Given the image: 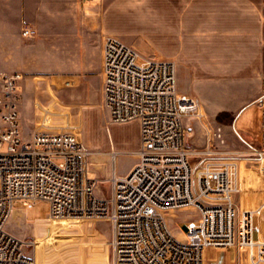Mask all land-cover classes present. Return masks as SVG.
Masks as SVG:
<instances>
[{
	"label": "built area",
	"instance_id": "1",
	"mask_svg": "<svg viewBox=\"0 0 264 264\" xmlns=\"http://www.w3.org/2000/svg\"><path fill=\"white\" fill-rule=\"evenodd\" d=\"M23 36L35 37L36 30L25 28ZM101 74L110 123L140 127L138 163L124 176L114 170L111 200L96 195L91 152L75 133L38 123L24 134L25 76L0 72V264H37L36 254L28 253L32 243L7 226L15 203L32 208L38 201L50 204L48 221L110 219V264H207L209 250L237 251L247 264H264V200L247 206L243 196L248 161L221 157L209 145H189L187 120L204 117V108L180 93L176 63L143 56L109 35ZM258 103L264 160V78ZM188 211L195 216L178 230L185 235L181 240L169 218Z\"/></svg>",
	"mask_w": 264,
	"mask_h": 264
},
{
	"label": "rangeland",
	"instance_id": "2",
	"mask_svg": "<svg viewBox=\"0 0 264 264\" xmlns=\"http://www.w3.org/2000/svg\"><path fill=\"white\" fill-rule=\"evenodd\" d=\"M40 1L0 0V70L19 71L25 76L21 85L20 105L24 134L28 136L38 123H51L55 126L53 129L69 130L75 133L91 152V167L95 154L105 153V143H110L111 147L117 150L111 136L116 142H129L127 147L131 150L136 138L137 122L124 126L111 124L108 112L101 102L84 99L78 79L69 78L73 81L72 86L61 87L59 78H68L62 77L67 74L55 70L61 65L57 52H54L58 50V36L65 29L73 27L77 20L75 15H86V10L91 5L89 0H86V4L84 0H43V10L37 14L42 32L32 38L24 37L23 26L30 25L29 11L39 10L37 4ZM110 1L112 0H94L103 8ZM79 21H84V17H80ZM137 62L141 64L143 61L140 58ZM24 63L29 65V68H23ZM93 97L96 100L100 95L93 91ZM192 97L202 104L204 117L191 118V126L188 128L189 145L199 150H204L209 145L221 157L247 160L250 170L245 172V185L249 192L243 196L247 200V206L251 202L258 205L264 197L259 195L264 193V160L260 154L259 142L261 112L256 105L259 97L254 103H227L224 99H207L202 102L199 98ZM47 108H51L53 112L51 119L45 113ZM208 128L213 134V140ZM136 151L137 149L124 154L117 153L116 167L119 173L133 165ZM100 187L106 198L111 200L112 184H101ZM15 210L19 212L10 219L8 230L32 243L28 247V253L32 257L36 254L37 264H106L107 261L103 262V241H95L90 230L94 225L98 227L105 219L48 221L46 219L50 214V204L46 201L35 202L32 208L17 202ZM194 216V211H188L169 218L172 230L175 232L183 229L184 220ZM107 223L110 232L106 240L111 261L113 227L110 221ZM258 224L259 218L255 216L254 225ZM255 239H259L257 233ZM206 257L207 264H241L237 251L209 250Z\"/></svg>",
	"mask_w": 264,
	"mask_h": 264
},
{
	"label": "crops",
	"instance_id": "3",
	"mask_svg": "<svg viewBox=\"0 0 264 264\" xmlns=\"http://www.w3.org/2000/svg\"><path fill=\"white\" fill-rule=\"evenodd\" d=\"M88 2L91 5L86 15H75L73 27L58 36V50L54 52L61 65L55 70L68 77L59 78L61 87L72 86L69 78H76L84 99L103 103L104 39L115 35L135 45L146 57L175 60L178 87L184 95L195 96L202 102L207 99H224L227 103L257 101L264 78V0H112L104 8L94 1ZM43 3L41 0L37 4L39 10L29 11L30 25L23 29L33 28L36 35L42 32L37 14L43 10ZM82 16L84 21H79ZM23 68L29 65L24 63ZM93 91L100 95L96 100ZM45 113L51 119V108ZM41 125L55 127L51 123ZM190 126L191 119L187 120V127ZM111 137L117 150L105 143V153L95 154L90 168V177L99 179L96 195L102 199L107 198L100 185L112 184L113 188L114 170L124 176L138 163L134 154L133 165L128 170L119 173L116 167L117 153L138 150L139 124L131 150L127 147L129 142H116ZM18 212L14 210L11 218ZM107 222L102 220L90 230L95 241H103V262L109 264ZM175 233L184 238L180 231Z\"/></svg>",
	"mask_w": 264,
	"mask_h": 264
},
{
	"label": "bare ground",
	"instance_id": "4",
	"mask_svg": "<svg viewBox=\"0 0 264 264\" xmlns=\"http://www.w3.org/2000/svg\"><path fill=\"white\" fill-rule=\"evenodd\" d=\"M256 105L259 107V110H260V112H261V108H260V106H259V103L258 102H256ZM208 132H210V134H211V139L213 140V134H212V132H211V130L208 128ZM259 142H260V146H261V134H260V138H259ZM260 195V197H263L264 196V193H260L259 194ZM261 199H263L264 200V197L263 198H261ZM105 220H108V221H110L111 222V220L110 219H105ZM181 234H183V236H184V238L183 239H181V240H184L185 239V235H184V233H182L181 232ZM180 239V238H179ZM112 241V240H111ZM111 246H112V242H111ZM243 262H245L246 263V261H245V259L243 258L242 260H241V264H243ZM247 264V263H246Z\"/></svg>",
	"mask_w": 264,
	"mask_h": 264
}]
</instances>
